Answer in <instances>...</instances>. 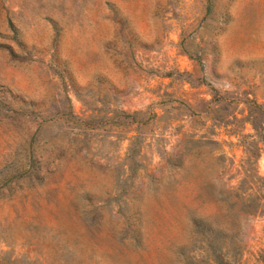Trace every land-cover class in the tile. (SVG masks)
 Returning a JSON list of instances; mask_svg holds the SVG:
<instances>
[{"label":"rangeland","instance_id":"rangeland-1","mask_svg":"<svg viewBox=\"0 0 264 264\" xmlns=\"http://www.w3.org/2000/svg\"><path fill=\"white\" fill-rule=\"evenodd\" d=\"M0 264H264V0H0Z\"/></svg>","mask_w":264,"mask_h":264}]
</instances>
